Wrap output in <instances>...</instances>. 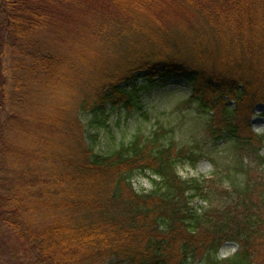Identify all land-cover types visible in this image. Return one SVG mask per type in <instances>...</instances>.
<instances>
[{"label":"trees","instance_id":"1","mask_svg":"<svg viewBox=\"0 0 264 264\" xmlns=\"http://www.w3.org/2000/svg\"><path fill=\"white\" fill-rule=\"evenodd\" d=\"M141 77L187 82L214 146L231 151L225 176L183 179L177 165L201 158L158 134L109 155L88 144L80 114L106 126L131 112ZM258 106L264 116V0H0V228L21 245L10 260L188 264L232 241L222 264H264ZM147 171L152 189L137 192ZM214 181L228 182L224 205L204 211L194 200L212 204Z\"/></svg>","mask_w":264,"mask_h":264},{"label":"rangeland","instance_id":"2","mask_svg":"<svg viewBox=\"0 0 264 264\" xmlns=\"http://www.w3.org/2000/svg\"><path fill=\"white\" fill-rule=\"evenodd\" d=\"M176 46L178 51L184 54L188 44L187 41L183 40ZM121 47L118 54L124 55L123 58L127 57L128 53L139 51V48L131 44L128 49L122 45ZM193 62L197 63L198 61L193 60ZM199 64L202 65L201 62ZM214 64L213 62L210 66L212 69L216 68ZM139 83L143 84L139 106L131 112L123 108L111 110L106 126H100L96 123L92 113L80 114V119L86 130V140L94 151L101 155H109L118 150L122 144L127 145L138 136L146 139L158 134L160 135V142L174 141L178 147L194 151L201 158L196 165L192 164L190 159L177 165L178 174L183 179L210 180L214 172H219L220 177L225 176L228 173L229 163V160L226 159L229 158L231 151L225 144L214 146L211 141V131L207 129L209 117L197 111L196 103L191 102L192 89L187 82L173 79L166 83L149 84L144 77H141ZM230 105L233 106L232 103ZM262 112L263 106H258L253 118L251 132L255 137L252 148L261 147L260 154L264 156V116L261 115ZM96 134L98 135L97 139L90 138V135ZM262 139L263 143L261 142ZM211 159L216 162L218 167H214ZM152 178L156 177L151 171L136 173L132 179L134 189L140 193L150 191ZM214 182L207 183L210 186L208 195L213 198L212 204L209 205L200 198L194 200V205L204 206V211L214 207L221 208L224 205L225 199L219 194L229 188L228 182L225 181L222 186L221 183ZM11 241H14L21 248L20 243L8 227L2 226L0 228V264H13L8 252ZM237 249L238 245L229 241L223 245L217 257L213 255L210 259H208L209 257H199L189 261L188 264H216L217 260L222 264ZM106 264L114 263L107 262Z\"/></svg>","mask_w":264,"mask_h":264}]
</instances>
